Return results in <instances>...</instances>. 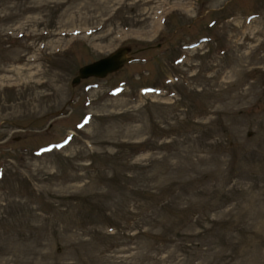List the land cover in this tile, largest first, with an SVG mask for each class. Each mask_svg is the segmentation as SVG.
I'll return each instance as SVG.
<instances>
[{
	"label": "rangeland",
	"instance_id": "374dc122",
	"mask_svg": "<svg viewBox=\"0 0 264 264\" xmlns=\"http://www.w3.org/2000/svg\"><path fill=\"white\" fill-rule=\"evenodd\" d=\"M0 264H264V0H0Z\"/></svg>",
	"mask_w": 264,
	"mask_h": 264
},
{
	"label": "water",
	"instance_id": "95a60500",
	"mask_svg": "<svg viewBox=\"0 0 264 264\" xmlns=\"http://www.w3.org/2000/svg\"><path fill=\"white\" fill-rule=\"evenodd\" d=\"M128 52V46H119L105 56L80 66L71 83L76 84L80 79L88 77L103 78L107 74L119 70L124 64L133 60Z\"/></svg>",
	"mask_w": 264,
	"mask_h": 264
},
{
	"label": "flooded vegetation",
	"instance_id": "af4514ba",
	"mask_svg": "<svg viewBox=\"0 0 264 264\" xmlns=\"http://www.w3.org/2000/svg\"><path fill=\"white\" fill-rule=\"evenodd\" d=\"M205 40H206L205 37H203V38H199V39H198V42L196 43V45L201 44V43L204 42ZM157 47H158V46H157ZM128 54H132V52H128Z\"/></svg>",
	"mask_w": 264,
	"mask_h": 264
}]
</instances>
